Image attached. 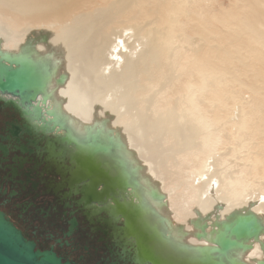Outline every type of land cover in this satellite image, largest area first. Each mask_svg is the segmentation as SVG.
<instances>
[{"label":"bare ground","instance_id":"obj_1","mask_svg":"<svg viewBox=\"0 0 264 264\" xmlns=\"http://www.w3.org/2000/svg\"><path fill=\"white\" fill-rule=\"evenodd\" d=\"M244 2L249 14H237V18L241 16L245 32L241 41L240 34H236L237 41L233 43L239 46V42L245 43L243 37H255L264 47L263 22L259 18L262 14L260 7H255L257 3L263 5L264 0ZM135 3L136 0H0V56L20 57L37 64L43 86L34 104L43 109L56 133H67L81 143L94 137L111 144L103 158L125 172L128 189L133 188L143 218L165 241L163 251L196 260L200 248L215 245V234L224 223L252 214L260 223L258 236L243 241L241 249L213 259L221 264H264V192L248 188L249 183L238 176L239 172L232 174L225 166L221 169L222 156L217 152L222 142L220 129L214 128L221 120L214 118V113L210 115L208 107H202L208 93L211 103L218 104L215 110L225 106L223 80L219 76V81L212 78L220 71L206 56L192 57L195 50L184 60L175 56L178 51L171 46L174 17L162 13L170 10L175 0H156L149 10ZM141 11L154 15L155 24L148 27L138 21L134 25H117L123 14H130V22ZM21 24L25 26L22 30L17 28ZM131 37L135 41L126 43L128 52L119 51L120 59L113 62L119 42ZM191 60L192 70L188 69ZM186 64L195 79L190 74L186 81H175L173 69ZM168 85L170 96L162 109H151L156 102L151 92ZM119 108H125L127 122L126 118H115ZM236 117L234 126L240 129L245 125L244 117ZM261 163L254 159L253 169ZM168 164L175 169H168Z\"/></svg>","mask_w":264,"mask_h":264},{"label":"rangeland","instance_id":"obj_2","mask_svg":"<svg viewBox=\"0 0 264 264\" xmlns=\"http://www.w3.org/2000/svg\"><path fill=\"white\" fill-rule=\"evenodd\" d=\"M175 1L176 3L172 6V8L169 7L170 10L162 11L164 16H169L172 14L174 17V22L172 23V36L174 39L171 42V46L172 49L178 51V53H176L177 55L175 56H181L184 60V58L188 55L190 56L194 50L195 52L193 55H191L192 57L206 56L214 68L220 71V73H215L214 77L212 78L216 81H219V78L217 79L219 76L221 80H223L222 85H225V106H223L221 111L215 110L214 106L218 104L215 103V105H213L211 103L212 99L209 93V96H206L207 100H204L202 105V107H208L207 111L210 115L214 113V118L218 119L219 117V120H221L218 126L214 124V128L218 127L220 129V141H222L221 144L218 145L217 150V152L219 151L220 155L222 156V168H219L224 170L226 167V171H229L232 174H234L235 171L239 172L238 176L249 183L248 188L253 187L258 190V192H264V47L261 42L254 40L255 37L253 40H250L249 38L248 40L247 37H243L242 40H245V43L240 44L241 42H239V46L234 44L237 41L235 40L236 34H240L239 36L241 41V37L245 32L244 29V32L242 30V27L244 26L240 22V17L246 13L247 15L249 14V8H247L248 5L246 2H244V0ZM139 2H142L143 4H140ZM154 4H156V0H136L134 6H142L145 10H149L153 8ZM255 7L257 9L260 7L259 9L262 16L259 18L262 19V29H264V4L260 6L257 3ZM146 13L147 12L145 11H141V14H139L130 22H128L130 14H123L118 18L117 22L119 23L117 25L119 26L123 23V25L131 23L134 25L138 24L139 21L140 24L151 27L156 22L155 16L148 15ZM237 14H240L241 16H238L237 18ZM24 24L17 26V28H20V30L24 29ZM236 26H238V28L242 31H239L238 28L236 31ZM262 32L264 35V30ZM244 35L246 36V34ZM134 41L135 38L131 37L127 42H124L123 40L121 41L122 43L119 42L117 47L118 49H116L118 56L116 55V60L113 62L120 59V54L127 53V44L132 42L134 43ZM188 63L190 64V68L188 69L192 70L194 65L193 60ZM187 66L188 64H186V67L176 66V70L173 69V72H175L174 75L176 76H174L175 81H186L190 74H192L193 78L195 79L192 71H190V73L188 72ZM22 68L23 72L31 80H37L38 72L35 70V68H33L28 63H24ZM171 83H173V80L170 82V85ZM151 93L155 95L156 102L150 108L156 109V107H158L157 109L160 111V109H162V104L164 101H166L165 99L170 96L169 85L157 92L155 88ZM241 108L245 109V111H243ZM151 109L149 112H154V110ZM117 113L118 116L116 115L115 118H126L125 121L127 122V118H129V116L125 112V108H119ZM238 114H241L244 117L243 119L245 122V125H243L244 127L241 126L240 129L234 126V123L237 120L236 116H238ZM225 116L226 118L224 119L223 117ZM238 137L240 138L238 139ZM93 138L90 141H87V143H81L75 138H71V140L78 146L72 150L73 156L79 158L82 164L94 170L98 174H101L102 172L101 175L108 177L110 176L115 182H117V180H124L120 175H123L126 178V174L124 171L119 169L118 164H114V166L118 167V169L116 170L115 168L113 171H109L107 168L99 166L98 159L107 160L103 157H106L110 152L111 144L101 143L96 138L93 140ZM61 142H63V144L68 143V141L64 138H61ZM99 151H101L102 156H100L101 154ZM196 159H200L199 155L198 158L196 156ZM254 159L262 162L261 165L255 167V169H253ZM169 164L168 169H175L174 167L173 169L170 168ZM188 171L189 169H186V172ZM167 182H170V178L166 179V183ZM177 192H181L180 189H178ZM257 194L258 193L256 192L255 195ZM261 202H263V200H261ZM115 207L117 210L126 214L127 218H129L127 230L130 234L135 236L138 241L137 251L143 253L148 258L156 262L163 261L177 264H221L220 261L213 259L208 255H204L203 258H201L199 261H196L186 257H176L173 256V254L169 251H163L165 241L160 234H157L158 232L156 233L152 229V225H150V223H148L143 218V212L141 215V210L139 207H136L129 198L116 199ZM130 230H132V232ZM147 231L150 234H148ZM152 239L153 242H151Z\"/></svg>","mask_w":264,"mask_h":264},{"label":"flooded vegetation","instance_id":"obj_3","mask_svg":"<svg viewBox=\"0 0 264 264\" xmlns=\"http://www.w3.org/2000/svg\"><path fill=\"white\" fill-rule=\"evenodd\" d=\"M55 135L20 111L0 107V211L35 249L54 253L61 264H153L136 256L135 238L124 237L120 227L127 221L115 204L101 212L80 203L87 180L68 188L77 165L72 148Z\"/></svg>","mask_w":264,"mask_h":264},{"label":"water","instance_id":"obj_4","mask_svg":"<svg viewBox=\"0 0 264 264\" xmlns=\"http://www.w3.org/2000/svg\"><path fill=\"white\" fill-rule=\"evenodd\" d=\"M8 55V54H6ZM28 63L38 72L36 81L31 80L23 72V64ZM43 86L42 73L37 64L29 59L20 57L0 56V107H11L16 111H20L23 116L29 119L36 120L41 123L46 129H50L55 132L54 124L44 116L43 109L38 105L34 104L36 97L41 91ZM3 96V97H2ZM7 98H4L6 97ZM56 140L61 142V138L68 141L66 144L72 150L78 146L71 140V136L67 133L58 134L56 133ZM71 157L76 162L77 167L71 172V176L68 182V188L74 186L79 182H89V187L85 186L81 190V201L84 205H97L101 207V212H105L108 208V203L112 202L115 204L117 198H129L131 202L139 207L141 215L143 209L141 204L136 197V194L132 189H128V182L125 176L124 180H117L115 182L109 176L101 175L94 170L88 168L82 164L79 158L73 156L71 151ZM99 166L107 168L109 171H113L114 166L104 159H98ZM112 169V170H111ZM99 185L101 190H98ZM126 219V227H120V230L124 231V237L128 238L133 236L127 230L129 224V218L123 212L116 210ZM118 216L119 218H123ZM152 229L157 231L152 226ZM260 232V223L255 215H243L236 218L233 222H226L222 225V229L219 230L214 237L215 244L211 248L205 249L200 248L199 257L196 261L203 258L204 255H208L213 258L214 256L224 255L227 251L232 249H241L242 242L256 238ZM158 234V233H157ZM136 243V256L140 259L139 255L145 256L143 253L137 251V239L135 236ZM119 239H122L119 237ZM126 241V242H127ZM147 257V256H146ZM148 258V257H147ZM153 264H177L163 261H154L149 258ZM142 262V261H141ZM0 264H61L60 259L50 251H40L35 249L34 242L28 240L24 234L17 229L14 224L0 211Z\"/></svg>","mask_w":264,"mask_h":264}]
</instances>
